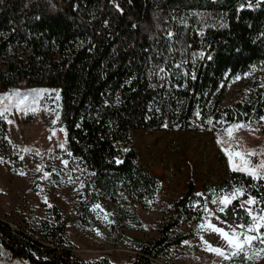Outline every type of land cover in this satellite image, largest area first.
Returning a JSON list of instances; mask_svg holds the SVG:
<instances>
[{
  "label": "trees",
  "instance_id": "1",
  "mask_svg": "<svg viewBox=\"0 0 264 264\" xmlns=\"http://www.w3.org/2000/svg\"><path fill=\"white\" fill-rule=\"evenodd\" d=\"M11 48L21 54L0 69V92L57 88L67 149L93 184L137 202L154 196L158 179L139 165L131 130H222L264 116V0H0V56ZM251 71L257 77L245 97L224 106L226 80ZM233 187L264 209L262 179L233 170L215 190ZM197 194L190 182L132 264H155L193 236L174 229L202 220L207 197ZM237 204L224 217L247 223ZM52 215L59 235L0 219V264H109L62 246L68 220L55 207Z\"/></svg>",
  "mask_w": 264,
  "mask_h": 264
},
{
  "label": "rangeland",
  "instance_id": "2",
  "mask_svg": "<svg viewBox=\"0 0 264 264\" xmlns=\"http://www.w3.org/2000/svg\"><path fill=\"white\" fill-rule=\"evenodd\" d=\"M20 54L19 49L12 48L4 53L0 69L4 62ZM256 77L251 71L228 78L223 105L243 99ZM59 110V90L54 87L24 86L0 92V219L12 226L22 223L35 230L44 228V232L47 225L59 235L53 228L55 207L61 218L68 220L60 235L61 245L71 248L78 259L107 258L109 264H132L141 245H151L159 238L160 228L169 216L168 206L192 182L196 192L207 197L202 220L194 228L186 222L177 226L174 232L192 230L193 236L169 246L154 260L155 264L264 262V243L253 242L232 257L225 240L207 227L210 223L228 232L233 228L246 232L237 227L252 223L246 209L251 208L253 216H264L257 202L245 203L251 196L242 188L224 189L221 193L215 190L231 171L242 168H257L255 178L264 182V168L258 167L264 164V116L236 124L242 127L232 125L222 130H131L130 145L139 165L158 179L154 196L137 202L117 188L91 182L90 173L66 147L65 130L58 123ZM237 190L243 194H236ZM233 194L231 203L238 202L233 208L243 210L247 223L227 220L226 208L219 211L223 207L220 199ZM236 218L243 220L239 215ZM209 246L225 250L230 258L224 259Z\"/></svg>",
  "mask_w": 264,
  "mask_h": 264
},
{
  "label": "snow or ice",
  "instance_id": "3",
  "mask_svg": "<svg viewBox=\"0 0 264 264\" xmlns=\"http://www.w3.org/2000/svg\"><path fill=\"white\" fill-rule=\"evenodd\" d=\"M239 79V77H237ZM199 115V114H197ZM264 119V118H262ZM234 128L242 127V125H235ZM229 134H231L232 129H229ZM236 155H247V154H241L237 153ZM247 163V161H245ZM259 168H264V164H261L258 166ZM239 170L247 171L250 175L254 177H258V171L257 168H242ZM236 194H243L241 190H237ZM233 194L232 197H222L220 199V203L223 205L219 209V211L223 212L224 209L228 206L229 203H231V199L235 198V195ZM197 195H200L199 193ZM215 203V201H213ZM257 201L254 197H249V199L245 202L248 205L255 204ZM99 207V206H97ZM243 207V205H241ZM249 216H252V223L250 225H238L237 227L246 229L245 231L237 232L235 228L231 230V232L225 231L222 228L217 227L213 224H208L207 227L214 231L215 233L219 234L223 240L227 243L228 247L232 249L231 256L235 257L240 255L246 246L251 245L253 242L259 241L260 243H264V216H253L251 208L246 209ZM264 211V209H262ZM201 227H204V225H201ZM248 233H256L255 235H249ZM187 243V242H185ZM209 250L216 252L217 255L224 257V259H229L228 253L218 247H212L209 246Z\"/></svg>",
  "mask_w": 264,
  "mask_h": 264
}]
</instances>
